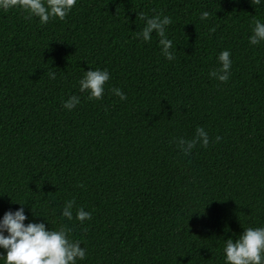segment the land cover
<instances>
[{
	"label": "trees",
	"instance_id": "1",
	"mask_svg": "<svg viewBox=\"0 0 264 264\" xmlns=\"http://www.w3.org/2000/svg\"><path fill=\"white\" fill-rule=\"evenodd\" d=\"M140 13L171 19L175 59L155 32L137 37ZM26 16L0 10V221L23 207L25 225L67 226L86 249L76 264H226L228 239L264 227V42L249 43L264 0H77L63 21ZM225 50L221 83L209 73ZM96 69L110 79L89 100L79 81ZM197 127L209 145L184 155L175 141Z\"/></svg>",
	"mask_w": 264,
	"mask_h": 264
},
{
	"label": "clouds",
	"instance_id": "2",
	"mask_svg": "<svg viewBox=\"0 0 264 264\" xmlns=\"http://www.w3.org/2000/svg\"><path fill=\"white\" fill-rule=\"evenodd\" d=\"M259 5L261 0H252ZM77 0H0V10L9 11L20 8L27 14L26 18L38 17L41 24H47L50 19L58 18L63 21L71 12ZM209 13L203 12L201 19H207ZM139 18L145 21L142 31L137 33L138 38L145 42L150 41L151 35L155 32L159 37V44L164 57L171 61L175 59L172 51L173 42L166 35L167 26L172 23L167 16L154 15L147 17L144 13ZM253 34L249 38L251 45H258L264 42V23L254 20ZM215 31V29H211ZM231 53L227 50L220 53L218 61L222 65L209 73L212 78L221 83H227L230 77L232 61ZM51 79H55L54 73L49 72ZM110 79L109 72L105 70H89L84 72L83 78L79 81L80 92H87L89 100H100L103 98L105 84ZM121 101L127 100V96L119 89L111 90ZM80 100L72 96L64 103L63 107L69 111L74 109ZM219 142L221 137L217 136ZM177 147L184 155H190L196 145L203 147L209 145V136L202 127H197L195 136L191 140L179 138L175 141ZM75 201L68 200L63 208L62 216L71 221L73 219V207ZM23 205V204H21ZM92 214L80 208L76 212V219L83 223L90 220ZM27 216L24 208L17 211H8L0 221V248L6 250L5 264H76L77 260L86 257V249L81 247L78 240L69 238L71 229L61 226L58 230H47L44 223H28L25 225ZM7 232V236L4 233ZM224 253L226 264H262V253H264V227L244 229L243 234L236 239H228L225 242Z\"/></svg>",
	"mask_w": 264,
	"mask_h": 264
}]
</instances>
